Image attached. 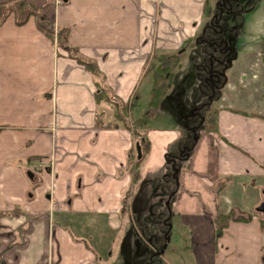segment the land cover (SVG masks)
Masks as SVG:
<instances>
[{
    "label": "crops",
    "instance_id": "0c3cea01",
    "mask_svg": "<svg viewBox=\"0 0 264 264\" xmlns=\"http://www.w3.org/2000/svg\"><path fill=\"white\" fill-rule=\"evenodd\" d=\"M25 2L55 33L64 31L71 49L40 30L33 15L18 23L12 12L0 22V264H98L81 237L95 228L91 218L102 219L105 237L131 222L127 207L144 220L156 200L151 181L165 172L167 148L185 126L152 125V118L149 150L130 193L126 166L137 143L112 125V104L97 102V87L120 104L130 101L151 81L144 76L151 56L181 50L197 36L206 0ZM241 57L244 65L228 77L220 100L217 130L200 134L179 176L170 229L187 230L194 264L264 260V227L231 198L235 186L253 187L264 177V46ZM31 188L41 189L32 204ZM228 213L218 234L215 219Z\"/></svg>",
    "mask_w": 264,
    "mask_h": 264
},
{
    "label": "trees",
    "instance_id": "16d2710c",
    "mask_svg": "<svg viewBox=\"0 0 264 264\" xmlns=\"http://www.w3.org/2000/svg\"><path fill=\"white\" fill-rule=\"evenodd\" d=\"M25 1L0 3V22L12 12L16 14L18 23L24 22L33 15L36 17L40 30L50 37H54L56 34L58 44L63 48L71 49L67 44L64 31L59 30L55 33L53 25L46 16L37 9L28 6ZM214 1L215 7L212 9L209 5L210 0H206L202 28L186 47L172 53H155L148 59L144 68V76H150L151 87L147 108L140 117L131 119V113L139 100L138 93L126 104H120L112 98L109 90L104 86L99 85L95 92L98 103L112 104L115 119L112 125L123 126L129 130L139 148L140 157L137 155L138 151L135 146L130 151L126 166L131 175L129 191L131 193L133 187L140 180L141 164L149 150L150 142L147 131L150 122L159 107L165 102L166 97L175 93L181 86L183 58L187 57L193 65L196 82L189 96L192 109L185 118L187 126L180 131L178 138L167 148L165 172L154 177L151 181L156 200L151 205L149 221L137 222L128 207L125 211L139 240L150 247L151 253L146 258V264H164L160 250L164 248L169 236L171 220L174 216L173 205L179 192L180 173L188 168L200 134L217 130L219 104L228 81L226 72L229 66L228 56L232 52L225 37L229 30L226 16L238 17L244 7L242 2L246 0ZM72 55L94 75L98 74L95 63L81 58L76 52ZM230 218H232L231 213L216 217L218 234L221 233ZM261 225L263 226V224Z\"/></svg>",
    "mask_w": 264,
    "mask_h": 264
},
{
    "label": "rangeland",
    "instance_id": "374dc122",
    "mask_svg": "<svg viewBox=\"0 0 264 264\" xmlns=\"http://www.w3.org/2000/svg\"><path fill=\"white\" fill-rule=\"evenodd\" d=\"M242 3L244 7L243 10L240 11L238 17L234 15L226 16V24L229 30L225 34V37L232 51L228 56L229 66L226 70L227 77H230L232 73H235L238 69L243 67V62L246 60L245 58L241 59L243 54L250 53L254 49L259 50L262 45L264 46V0H246ZM209 5L213 9L215 7V1L210 0ZM187 45L188 44L184 47ZM181 71L183 77L181 86L175 93H171L166 97L165 102L159 107L157 113L153 117L155 119L153 123L151 122L152 125H162L167 121L179 125V121L181 120L183 126H187L185 118L192 109L189 96L196 82L193 65L187 57H184L182 60ZM150 87L151 81L149 84L146 82L141 84L138 93L139 100L131 113V119L140 117L147 108ZM241 109H246V105L241 107ZM104 120L107 122L109 119L106 118ZM112 121L114 122L115 119L112 118ZM31 173H33V171H31ZM25 174L32 180V176L29 174L28 170ZM33 182L32 180V183ZM255 183L253 187L243 185L235 186L233 188L235 194L234 196L231 195V198H233L236 203L233 206L234 208L244 206L247 208L248 206V208L251 209V214L259 218L260 223L263 224L264 227V217H260V214L256 211L257 207L261 203H264V177L258 178ZM38 193H41V189H29L27 195L29 197L28 199L31 200H28V203H35ZM11 194L18 193L11 192ZM249 197L251 199L250 204L242 203L243 198ZM21 203L17 206L22 207L23 204ZM141 218L144 220H138V222L149 221V215L145 217L141 216ZM93 219L94 218H91L95 228L90 227L87 229L85 235L81 237L86 240L96 252L98 264H146V258L151 253L150 247L139 240L133 224L129 220L125 222L122 230L118 234L111 232V234H106L109 235L108 237H105L104 234L109 232V230L102 232V219ZM55 221L58 222L60 220L55 218ZM72 229L76 233H79L78 224L72 226ZM188 237V232L185 229H170L167 242L164 248L160 250V252H162L164 264H194L192 255L189 249H187Z\"/></svg>",
    "mask_w": 264,
    "mask_h": 264
},
{
    "label": "water",
    "instance_id": "95a60500",
    "mask_svg": "<svg viewBox=\"0 0 264 264\" xmlns=\"http://www.w3.org/2000/svg\"><path fill=\"white\" fill-rule=\"evenodd\" d=\"M61 1L65 2V1H67V0H61ZM138 155L140 156V151H139V149H138ZM258 210H259V211L264 210V206L261 205L260 208H258Z\"/></svg>",
    "mask_w": 264,
    "mask_h": 264
},
{
    "label": "flooded vegetation",
    "instance_id": "af4514ba",
    "mask_svg": "<svg viewBox=\"0 0 264 264\" xmlns=\"http://www.w3.org/2000/svg\"><path fill=\"white\" fill-rule=\"evenodd\" d=\"M261 205L264 206V203H261V204L257 207V209H256V211H257L259 214L264 213V210H262V211H259V210H258V208H260Z\"/></svg>",
    "mask_w": 264,
    "mask_h": 264
},
{
    "label": "built area",
    "instance_id": "2783aa9c",
    "mask_svg": "<svg viewBox=\"0 0 264 264\" xmlns=\"http://www.w3.org/2000/svg\"><path fill=\"white\" fill-rule=\"evenodd\" d=\"M42 165H43L42 162H39L37 166L42 167Z\"/></svg>",
    "mask_w": 264,
    "mask_h": 264
}]
</instances>
